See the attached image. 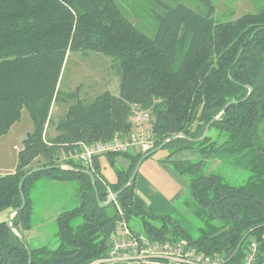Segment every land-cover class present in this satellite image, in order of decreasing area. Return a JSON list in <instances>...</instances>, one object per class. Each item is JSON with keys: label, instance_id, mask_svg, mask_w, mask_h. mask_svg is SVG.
<instances>
[{"label": "trees", "instance_id": "obj_1", "mask_svg": "<svg viewBox=\"0 0 264 264\" xmlns=\"http://www.w3.org/2000/svg\"><path fill=\"white\" fill-rule=\"evenodd\" d=\"M196 1L206 6L205 13L180 4L169 7L148 36L115 0H0V137L23 110L33 123L15 171L0 175V264H28L29 253L30 264H89L102 258L119 218L117 208L148 238L184 241L208 255H228L231 264L241 262L248 241L254 240V264H264V9L213 23L210 0ZM89 51L116 63L119 95L105 91L90 103L70 104L54 125L56 135L45 140L67 55ZM134 105L151 118L154 147L149 152L160 146L173 151L164 161L190 179L183 204L201 224L197 239L147 206L135 194V179L115 203L98 206L107 201L108 191L127 185L136 164L152 157H145L149 152L105 156L112 166L118 156L129 162L126 170L115 168L113 184L103 179L95 158L89 169L95 188L82 165L53 168L61 154L80 144L126 137ZM194 149L200 155L196 162L170 160L175 152ZM208 160L244 169L249 176L242 185H232L204 173ZM35 161L41 165L31 166ZM37 168L43 170L23 180L25 205L19 209V182ZM41 178L78 184V206L55 220L54 249L29 247L18 238L30 225L28 192ZM13 211L10 228L6 220ZM76 217L82 223L73 228Z\"/></svg>", "mask_w": 264, "mask_h": 264}, {"label": "rangeland", "instance_id": "obj_2", "mask_svg": "<svg viewBox=\"0 0 264 264\" xmlns=\"http://www.w3.org/2000/svg\"><path fill=\"white\" fill-rule=\"evenodd\" d=\"M115 2L122 8L131 23L148 36L154 35L158 22L166 15L169 7L174 8L175 5L180 4L194 12L205 13L207 11L206 6L196 0H162L158 3L151 0H115ZM209 4L212 6L209 18L213 23L229 22L245 14L259 13L264 9V0H210ZM105 91L113 96L119 95L118 67L112 58L92 51L85 54L79 52L68 53L59 85L58 99L53 102L49 124L45 128V140H48L53 133V126L64 118L70 104L77 100L90 103L96 96ZM151 124L150 118L149 123L141 128L148 135L151 134ZM32 130L33 123L29 112L23 110L20 120L16 122L9 135L0 140V174L6 175L15 171L18 163L17 155L22 149V141L26 134L32 132ZM172 152L169 149H157L152 158L155 160L165 159ZM170 159L196 162L200 159V155L195 149L182 150L173 153ZM36 162L31 166L41 165V162ZM212 162L207 163L204 173L219 175L232 185H242L249 176L248 171L234 168L219 160H216L218 164L214 170H210ZM114 163L115 166H112L105 156H102L99 160V170L108 183L115 182V167L126 170L129 165L128 160L121 156L116 157ZM145 170L157 169L155 165H151L149 162L143 165L140 163L135 178L136 185L138 184L137 178H142ZM150 177L152 181H157V185L163 183L156 172H153V176ZM48 184H52V181L41 178L35 182L28 192L31 219L29 229L23 232V240L29 247L41 246L49 249L57 247L56 217L60 212L75 209L79 204L76 181L68 182V190L66 191H59ZM142 185L139 186L146 192L145 197L147 200L143 198L146 204V201L163 203V191L160 188L164 187V184L158 186L157 191L156 188L152 189L143 182ZM186 193L188 194V189ZM165 195L170 197V194ZM183 207H179V204L175 205L169 215L172 221L185 230L192 239H197L201 224L193 215L190 207L185 205ZM57 211L60 212L57 214ZM81 223L82 218L76 217L72 220L71 226L77 228ZM129 226L134 232L141 234V226L138 222L132 221Z\"/></svg>", "mask_w": 264, "mask_h": 264}, {"label": "built area", "instance_id": "obj_3", "mask_svg": "<svg viewBox=\"0 0 264 264\" xmlns=\"http://www.w3.org/2000/svg\"><path fill=\"white\" fill-rule=\"evenodd\" d=\"M133 110V124L136 130L129 132L124 138L80 144L78 150L61 154L57 161L58 166L69 169L71 165L67 162H72L84 166L90 172L94 159L100 156L134 151L145 153L152 150L153 140L141 129L143 125L149 123L150 118L146 113L139 111L136 105L133 106ZM113 194L108 191L107 200L112 199ZM117 214L119 218L110 234L106 255L89 264H231L228 255H208L196 251L184 241H161L134 232L119 208H117ZM256 255L257 244L254 240H249L239 264H254Z\"/></svg>", "mask_w": 264, "mask_h": 264}, {"label": "crops", "instance_id": "obj_4", "mask_svg": "<svg viewBox=\"0 0 264 264\" xmlns=\"http://www.w3.org/2000/svg\"><path fill=\"white\" fill-rule=\"evenodd\" d=\"M14 125L11 126V128L9 129V131L6 135L0 137V140L4 139L5 137H7L9 135V133H10L11 129L14 127ZM52 130H53V133L51 134V136H49V139H51L52 137H54L56 135L54 126H53ZM131 131H134V127H132ZM136 152H138V151H134L132 153H136ZM101 157L102 156L97 158L98 167H99V160ZM115 158H114V162H115ZM165 159L155 160L154 158L151 157L149 159H146V161L145 160L141 161L142 165L144 163H147V162H149L151 165H155L157 170H145L144 173L142 174L143 175L142 178H137L138 184L136 185V183H135V194L137 196H139L140 199L145 203L144 199H146V197H145L146 192H144L143 188L140 187L139 185L143 186L142 185V182H143V183H145V185H147L148 187H150L152 189L156 188L155 190L157 191L158 186H161L162 184H164V187L160 188L163 191L162 192L163 197H164L163 203H155L154 201H146L147 204L146 203L145 204L147 206L151 207L153 210H155L158 214L165 215V216H168L171 218V216L169 215L170 214L169 212L171 211V209H174L175 205L179 204V207L184 208L183 207L184 204L183 205H181V204L189 196L186 193V190L188 189L190 179L188 177L184 178L183 176L178 175L174 171V169L171 167V165L164 161ZM170 160H172V159H170ZM211 161H213V162L211 163L212 166L210 167V170H214L215 166H217L218 163L216 162V160H208V161H206V165L208 162H211ZM142 162H144V163H142ZM128 164H129V162H128ZM114 166H115V163H114ZM153 172L158 173V175L162 179L163 183H159L157 185V181H152L150 176H153ZM100 174H101V172H100ZM0 175H3V174H0ZM101 176H102V174H101ZM115 181H116V179H115ZM67 183L68 182L52 181V184H48V185H50V187H52L54 189H58L59 191H66V190H68L67 189V187H68ZM113 183H109V184H113ZM165 194H170V197L166 196ZM58 212H60V211H57V214H58Z\"/></svg>", "mask_w": 264, "mask_h": 264}, {"label": "water", "instance_id": "obj_5", "mask_svg": "<svg viewBox=\"0 0 264 264\" xmlns=\"http://www.w3.org/2000/svg\"><path fill=\"white\" fill-rule=\"evenodd\" d=\"M208 127H209V126H208ZM208 127H206V129L204 130L202 136L199 138L198 141L202 140V139L205 137V135H206V133H207V129H208ZM163 145H164V144H163ZM161 147H162V146H160V147L157 148V149H161ZM152 154H153V152H149L148 154H146L145 157L150 156V155H152ZM140 163H141V161H139V162L136 164V166H135V168H134V171H133V173H132V175H131V177H130V179H129V182L127 183L126 186H124L121 190H119V191H117L116 193H114L112 199H109V200H107L106 202H98V206H99L100 208H105V207H108V206H110L111 204H113V202L117 199V197L119 196V194H120L122 191H124V190L130 185V183H131V182L135 179V177H136L137 170H138V167H139ZM53 168L62 169L60 166H54ZM42 170H43V168L33 169V170H31L28 174H26V175L20 180V182H19V192H20V195H21V206H20L19 209H22V208L24 207V205H25L24 196H23V194H22V183H23V180H24L29 174H31V173H33V172H37V171H42ZM81 172H83V173H85V174H87V175L89 176V178H90V180H91V182H92V185H93V187L95 188V183H94V180H93V177H92L91 173H90L89 171H87V170H82ZM15 213H16V211H13V212L10 214V216L8 217V219L6 220V225H7L8 227H10V228H11V219H12V217L14 216ZM18 238H19V240H20L21 242H23V238H22L21 236H18ZM26 249L29 250L28 247H26ZM30 261H31V255H30V253H29V262H28V264H30Z\"/></svg>", "mask_w": 264, "mask_h": 264}]
</instances>
